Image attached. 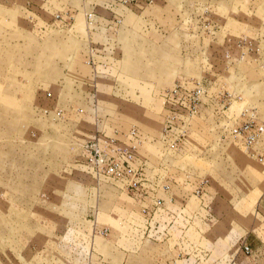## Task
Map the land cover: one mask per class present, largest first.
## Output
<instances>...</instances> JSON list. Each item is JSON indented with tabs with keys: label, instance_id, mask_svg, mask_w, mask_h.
Listing matches in <instances>:
<instances>
[{
	"label": "rangeland",
	"instance_id": "374dc122",
	"mask_svg": "<svg viewBox=\"0 0 264 264\" xmlns=\"http://www.w3.org/2000/svg\"><path fill=\"white\" fill-rule=\"evenodd\" d=\"M0 264H264V0H0Z\"/></svg>",
	"mask_w": 264,
	"mask_h": 264
}]
</instances>
